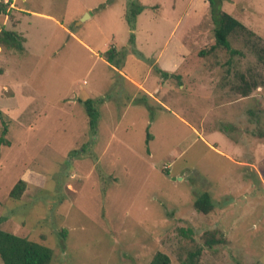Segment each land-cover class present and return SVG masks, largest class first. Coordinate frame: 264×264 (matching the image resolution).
Returning <instances> with one entry per match:
<instances>
[{"label": "rangeland", "instance_id": "1", "mask_svg": "<svg viewBox=\"0 0 264 264\" xmlns=\"http://www.w3.org/2000/svg\"><path fill=\"white\" fill-rule=\"evenodd\" d=\"M15 3L24 13L0 0V29L8 17L27 36L23 50L0 43V95L9 101L0 110L9 142L0 153L1 227L51 247V264H149L158 251L182 264L199 247L198 264H264V66L245 37L230 38L240 54L221 45L199 54L215 42L208 0ZM215 3L264 40V0ZM132 4L142 8L134 27ZM112 46L125 50L122 66L105 58ZM180 49L186 60L172 71L182 84L168 78L155 94L168 105L138 104L127 75L153 91L165 81L159 59L177 60ZM200 70L207 88L191 80ZM237 73L263 85L243 98L232 89ZM90 97L103 100L96 134L81 100ZM27 173L36 182L11 197ZM204 191L209 213L194 205ZM211 233L222 241L208 245Z\"/></svg>", "mask_w": 264, "mask_h": 264}, {"label": "trees", "instance_id": "2", "mask_svg": "<svg viewBox=\"0 0 264 264\" xmlns=\"http://www.w3.org/2000/svg\"><path fill=\"white\" fill-rule=\"evenodd\" d=\"M212 9V16L215 23V42L211 45L202 48L199 51L201 55H207L214 52L220 45L229 50L231 56L235 54H240L243 51L233 47L231 43V36L233 35H243L247 46L257 55L260 64L264 66V40L261 36L257 35L252 29L248 28L243 22L239 21L232 14L224 11L217 12L215 0H208ZM142 10V8H136L135 4H132L131 8L127 13L129 22L132 27L135 26L136 15ZM0 43L5 44L10 48H16L18 50H23V36L18 32L10 29L3 28L0 32ZM131 43H135V34L131 36ZM125 50H118L115 46L110 47L105 53V58L112 64L117 62V67L122 66L125 60L124 54ZM127 52V51H126ZM231 58L228 60V64H231ZM157 72L162 76L168 77L175 73H170L166 70H162L156 67ZM239 79L234 87L233 92H238L243 97H246L252 93V89L262 86L255 77L253 80H249L244 73L238 74ZM263 83V84H262ZM86 107L89 116V125L94 134L98 131V123L100 118V113L97 104L101 98H86L81 99ZM146 101V97L144 99ZM148 105V103H146ZM151 108V107H149ZM153 116V115H151ZM8 131V126L5 125L4 130L0 136V152L1 145L3 143H9L6 139V134ZM151 133L148 132V141L151 139ZM94 144V141L89 142V144ZM84 150H73L71 152L72 157L78 156V154H83ZM27 187V182L24 179H20L10 191V195L13 198H20ZM194 205L196 209L203 213H209L214 208V200L208 191L202 192L195 200ZM3 218L0 217V256L4 264H51L53 258V249L46 244L39 241L32 240L26 236H21L19 234L10 232L1 227ZM65 236L64 232L62 233ZM222 238L216 237L214 233L207 236L206 243L208 245H213L215 243L221 242ZM202 248L199 247L195 250L189 252L188 257L183 260L182 264H198ZM149 264H172L171 257L163 252L158 251L152 258Z\"/></svg>", "mask_w": 264, "mask_h": 264}, {"label": "crops", "instance_id": "3", "mask_svg": "<svg viewBox=\"0 0 264 264\" xmlns=\"http://www.w3.org/2000/svg\"><path fill=\"white\" fill-rule=\"evenodd\" d=\"M6 1V0H5ZM11 1V3L14 5V7H15V9L16 10H19L18 8H17V6H16V3H15V1L16 0H10ZM21 13H24L23 11H21V10H19ZM14 20V19H13ZM13 20H12V24L10 25V27H8V25H6V23H10V20H9V18L7 17V19H5V22L3 23V28H5V29H10V30H14V31H16V32H18L19 34H21L20 33V31L17 29L18 28V26H19V24H20V22L21 21H17V24H13ZM2 28V29H3ZM2 29H0V30H2ZM71 33H73L72 31H71ZM74 34V33H73ZM22 35V34H21ZM23 42L25 41V44H23V46H24V49H25V45H26V41H27V36H25L24 35V33H23ZM1 50V49H0ZM187 51H189V49H180V55L178 56V59L176 60H174V61H170V60H163V59H159V61H160V63H161V65H156V66H160L163 70H167L168 72H170L171 74L173 73V71L172 70H174L176 67H180L181 66V68L183 67V63H184V61L186 60V57L185 56H187ZM126 64L127 63H125V65H124V67L126 68ZM194 65H196V63L194 62L193 63ZM189 66L187 65V69L186 70H188L189 71ZM121 73H122V71H120ZM195 73V72H194ZM122 75V77H126L124 74H121ZM161 75V74H160ZM193 75V77L194 78H192L191 80L193 81V80H195L196 82L197 81H200V82H203V71H201L200 70V72H198V73H195V74H192ZM161 77L165 80L164 82H163V80H162V82H161V84L160 83H158V81L156 82V86H153L152 87V89H153V91H151V90H149L148 88H146L145 87V85H144V83H146L147 84V80H137V79H135L134 77H132V76H128L127 75V78H129V79H131V81H132V83H135L136 85H138V92H140L141 91V99L138 101V104H140V105H147L146 103L149 101H153V103L154 104H158L161 108H165L164 106H166V105H168L166 102H164V101H162V99L160 98V97H157L155 94L156 93H158V92H161L162 91V87L164 86V83L166 82V79H168V78H177L178 80H179V82L181 83V77H182V74H172V75H169L168 77H164V76H162L161 75ZM187 78H189V76L188 77H186V79ZM191 78V77H190ZM205 82V81H204ZM204 82H203V86L205 87V88H207V86H205L204 85ZM182 84V83H181ZM143 87L144 89H145V91H143V89H141L140 87ZM3 95V94H2ZM144 97H146V101L145 100H142V99H144ZM246 97H248V96H246ZM246 97H243V98H246ZM1 98H4L3 96H1L0 95V99ZM1 101H8L7 100V97H5L4 98V100L3 99H1L0 100V110L1 109H4V107L6 106L5 105V103H3V102H1ZM77 101V100H76ZM9 102V101H8ZM100 102H102V101H100ZM99 102V103H100ZM7 104H9L8 106H10V103H7ZM149 107H151V106H149ZM152 107H153V104H152ZM150 110H152V108L150 109ZM151 116V115H150ZM98 125H99V123H98ZM90 126V125H89ZM201 134H203V132H201ZM152 137H153V135H152ZM205 140H206V138L205 137H203ZM151 140V139H150ZM207 142V141H206ZM210 144V143H209ZM1 153V152H0ZM30 174H31V172H30ZM32 174H33V172H32ZM41 177V176H40ZM22 179H24L27 183L29 182H31V181H35V180H33L32 178H30L29 177V174L27 173L26 175H24V176H22ZM36 182V181H35ZM38 182H40V181H38Z\"/></svg>", "mask_w": 264, "mask_h": 264}]
</instances>
